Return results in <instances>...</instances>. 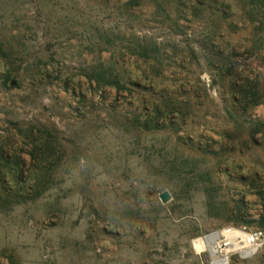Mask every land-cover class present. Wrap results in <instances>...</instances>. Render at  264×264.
<instances>
[{
    "label": "rangeland",
    "instance_id": "1",
    "mask_svg": "<svg viewBox=\"0 0 264 264\" xmlns=\"http://www.w3.org/2000/svg\"><path fill=\"white\" fill-rule=\"evenodd\" d=\"M124 4L0 0V185L14 193H0V264H264V104L245 111L233 91L237 76L264 89L254 25L236 5L201 20L172 3L163 23ZM214 25L216 47L236 53L222 73L209 64ZM137 37L158 44L157 60L126 53ZM100 62L125 90L90 81ZM162 100L188 117L138 130ZM227 230L262 232L256 252L196 250Z\"/></svg>",
    "mask_w": 264,
    "mask_h": 264
},
{
    "label": "trees",
    "instance_id": "2",
    "mask_svg": "<svg viewBox=\"0 0 264 264\" xmlns=\"http://www.w3.org/2000/svg\"><path fill=\"white\" fill-rule=\"evenodd\" d=\"M189 2V5L185 7L186 3ZM172 3L176 9V13L182 15V13L187 9L191 12V15L197 19L209 20L213 17H220L223 20L229 19L228 10L233 9V5L238 7L246 19L254 25V31L259 35L256 40V45L260 48L264 46V36L260 35V31L264 30V0H125L123 7L125 10L130 13L129 15L133 16L136 13V10H143L145 8L153 9L154 15L156 18H160L163 23L172 21ZM185 7V8H183ZM184 9V10H183ZM214 29L210 32V36L207 39V45L212 54V60L210 59V66L217 70L219 73L225 72L227 66H229L226 61H229L230 58L236 56L234 51L226 53L225 49L216 47L214 38L219 34V27L216 25L213 26ZM217 27V29H216ZM126 45L125 50L129 56L136 57L138 59H143L145 61L157 60V56L160 54V47L155 42H149L140 38L125 39ZM0 56H8L2 48L0 47ZM213 57H218L216 61H213ZM222 58V59H221ZM216 63H219V66H216ZM232 68V65L230 66ZM11 76L7 75V80ZM90 81L94 82L96 86L100 89L106 87H114L118 91L125 90V85L122 76L118 73V70L114 65L107 64L106 62H100L93 69L90 70L88 74ZM236 85L233 89L235 96L237 97L240 104H242L243 110L246 111L248 108H254L261 104H264V89H261L260 82L257 80H252L249 77H236ZM189 115V111L182 103H176L174 101L162 100L160 103L152 105L151 112H149L145 121H141V118L138 116L135 118L134 125L138 130H150L153 128H160L165 125L167 119L170 117H179L186 118ZM259 126H264V123L259 124ZM261 131L258 129L255 131V134ZM48 142V141H46ZM49 145V143H46ZM43 145V147H46ZM55 154V153H51ZM54 169H49L45 173V178L48 179L53 176L50 175V172H54ZM10 174H14V169L9 170ZM51 176V177H50ZM52 180V179H51ZM43 181V180H42ZM49 183V181L47 182ZM54 184V183H53ZM52 186V182L49 185H44L38 187V191L32 194L30 192L26 195L24 201L35 200L42 197V195L49 190ZM8 189L0 185V193L5 192L6 194L12 193L7 191ZM40 190V191H39ZM7 191V192H6ZM11 195V194H10ZM14 195V193H12ZM264 205V190L260 192ZM18 196V195H17ZM2 197H0V201ZM10 206L12 204H19L20 201H7ZM260 226L264 227V211L260 219Z\"/></svg>",
    "mask_w": 264,
    "mask_h": 264
},
{
    "label": "bare ground",
    "instance_id": "3",
    "mask_svg": "<svg viewBox=\"0 0 264 264\" xmlns=\"http://www.w3.org/2000/svg\"><path fill=\"white\" fill-rule=\"evenodd\" d=\"M221 238L226 239L227 243L224 241L226 243L225 248L223 247V245H221L220 242H218ZM195 247L199 253H203L207 250L212 255H215L216 251H219L217 249H220V251L225 250L226 252L241 253L243 256L255 253L257 250V246L254 244L251 235L236 230H227L216 233L208 237L207 240L200 239L195 242ZM223 262L225 261H216L214 264H223Z\"/></svg>",
    "mask_w": 264,
    "mask_h": 264
},
{
    "label": "water",
    "instance_id": "4",
    "mask_svg": "<svg viewBox=\"0 0 264 264\" xmlns=\"http://www.w3.org/2000/svg\"><path fill=\"white\" fill-rule=\"evenodd\" d=\"M160 199L162 200V202H168V200H169V194H168V192H163L161 195H160ZM218 233V232H217ZM214 234H216V233H214ZM214 234H212V235H214ZM212 235H210V236H212ZM210 236H208V237H210ZM207 237V238H208ZM206 238V239H207Z\"/></svg>",
    "mask_w": 264,
    "mask_h": 264
},
{
    "label": "built area",
    "instance_id": "5",
    "mask_svg": "<svg viewBox=\"0 0 264 264\" xmlns=\"http://www.w3.org/2000/svg\"><path fill=\"white\" fill-rule=\"evenodd\" d=\"M262 232H256L255 234L251 235L254 244L256 245V242L262 237Z\"/></svg>",
    "mask_w": 264,
    "mask_h": 264
}]
</instances>
